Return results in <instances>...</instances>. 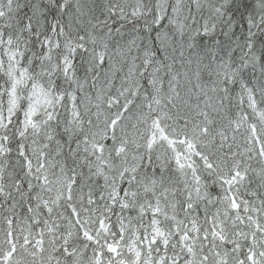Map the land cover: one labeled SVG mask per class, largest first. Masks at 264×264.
<instances>
[{
	"label": "snow or ice",
	"instance_id": "6c2138e0",
	"mask_svg": "<svg viewBox=\"0 0 264 264\" xmlns=\"http://www.w3.org/2000/svg\"><path fill=\"white\" fill-rule=\"evenodd\" d=\"M0 264H264V0H0Z\"/></svg>",
	"mask_w": 264,
	"mask_h": 264
}]
</instances>
